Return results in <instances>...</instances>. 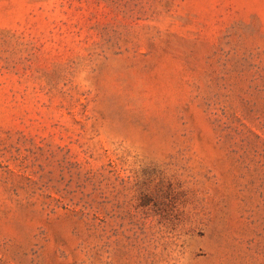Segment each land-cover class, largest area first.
<instances>
[{
	"label": "rangeland",
	"instance_id": "374dc122",
	"mask_svg": "<svg viewBox=\"0 0 264 264\" xmlns=\"http://www.w3.org/2000/svg\"><path fill=\"white\" fill-rule=\"evenodd\" d=\"M0 264H264V0H0Z\"/></svg>",
	"mask_w": 264,
	"mask_h": 264
}]
</instances>
